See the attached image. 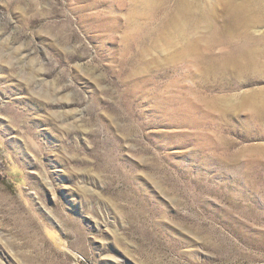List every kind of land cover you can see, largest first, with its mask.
Instances as JSON below:
<instances>
[{
    "label": "rangeland",
    "instance_id": "374dc122",
    "mask_svg": "<svg viewBox=\"0 0 264 264\" xmlns=\"http://www.w3.org/2000/svg\"><path fill=\"white\" fill-rule=\"evenodd\" d=\"M0 264H264V0H0Z\"/></svg>",
    "mask_w": 264,
    "mask_h": 264
}]
</instances>
